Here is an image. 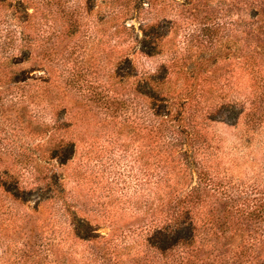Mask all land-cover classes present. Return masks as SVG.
I'll return each mask as SVG.
<instances>
[{"label":"rangeland","instance_id":"374dc122","mask_svg":"<svg viewBox=\"0 0 264 264\" xmlns=\"http://www.w3.org/2000/svg\"><path fill=\"white\" fill-rule=\"evenodd\" d=\"M0 181V264H264V0H0Z\"/></svg>","mask_w":264,"mask_h":264},{"label":"trees","instance_id":"16d2710c","mask_svg":"<svg viewBox=\"0 0 264 264\" xmlns=\"http://www.w3.org/2000/svg\"><path fill=\"white\" fill-rule=\"evenodd\" d=\"M67 158V157H66ZM1 185V181H0ZM3 186H6L2 183ZM6 190H10L9 187H5ZM246 214L248 218L259 219L264 221V199H259L257 203L252 205L235 204L234 200L230 202L229 206H224L215 211V221L219 223V226H223L226 219L229 216H233L232 213ZM224 218V219H223ZM195 225L189 214L182 218L179 222L164 227L158 228L151 235V243L157 245L159 248L166 250L172 248L178 243H189L195 235Z\"/></svg>","mask_w":264,"mask_h":264}]
</instances>
